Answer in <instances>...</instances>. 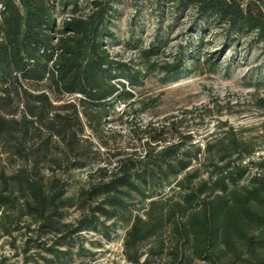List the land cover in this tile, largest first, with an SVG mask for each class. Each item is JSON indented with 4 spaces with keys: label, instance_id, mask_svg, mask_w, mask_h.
I'll return each mask as SVG.
<instances>
[{
    "label": "trees",
    "instance_id": "16d2710c",
    "mask_svg": "<svg viewBox=\"0 0 264 264\" xmlns=\"http://www.w3.org/2000/svg\"><path fill=\"white\" fill-rule=\"evenodd\" d=\"M114 1L0 0V237L12 248L21 240L24 258L42 249L51 259L41 260L60 264L81 232L107 237L106 223L121 224L128 264L163 254L168 264H264V158L249 162V176V143L225 131L200 146L172 118L130 123L126 143L108 127L143 80L108 53ZM144 3L160 20H188L191 53L213 34L224 49L250 40L264 50V0ZM157 42L140 51L146 75ZM183 59L158 68L162 82L181 73Z\"/></svg>",
    "mask_w": 264,
    "mask_h": 264
},
{
    "label": "rangeland",
    "instance_id": "374dc122",
    "mask_svg": "<svg viewBox=\"0 0 264 264\" xmlns=\"http://www.w3.org/2000/svg\"><path fill=\"white\" fill-rule=\"evenodd\" d=\"M144 2L114 1L113 37L106 40L108 53L132 71H140L143 80L133 90L132 99L115 105L114 113L107 118L108 127L119 132L126 143L131 141L127 133L133 125L172 118L180 122L179 130L191 133L194 143L200 146L231 131L238 140L253 147L252 156L243 165L247 164L249 176L256 173L249 162L264 158V107L259 104V99H264V50L250 40L224 49L222 37L213 34L204 39L201 52L191 53L197 38L191 33L188 20L172 24L169 15L160 20L145 8ZM157 39L163 47L151 58L154 72L146 75L149 68L140 51L157 45ZM181 56L184 58L181 73L174 80L162 82L164 76L158 68L175 63ZM207 58L213 66L205 62ZM201 169L202 177L206 178ZM87 172L75 174L79 183L84 182ZM77 219L78 213L69 211L66 221L75 223ZM105 226L109 227L107 237L103 232H81L75 237L68 257L60 264H128L123 256L125 227L121 224L113 227L111 223ZM167 234H163L166 245ZM153 245L151 240L141 247L144 254L141 263ZM21 251V240L12 248L8 238L0 237V264H47L41 257L51 259L42 249L29 250L26 258ZM148 259L149 264L169 263L167 254L149 255Z\"/></svg>",
    "mask_w": 264,
    "mask_h": 264
}]
</instances>
